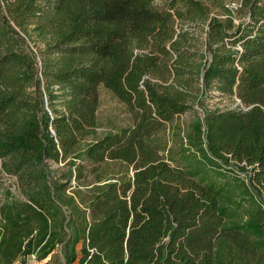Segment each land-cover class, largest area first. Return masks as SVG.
I'll use <instances>...</instances> for the list:
<instances>
[{"label": "trees", "instance_id": "trees-1", "mask_svg": "<svg viewBox=\"0 0 264 264\" xmlns=\"http://www.w3.org/2000/svg\"><path fill=\"white\" fill-rule=\"evenodd\" d=\"M0 163V264H264V0H0Z\"/></svg>", "mask_w": 264, "mask_h": 264}, {"label": "rangeland", "instance_id": "rangeland-1", "mask_svg": "<svg viewBox=\"0 0 264 264\" xmlns=\"http://www.w3.org/2000/svg\"><path fill=\"white\" fill-rule=\"evenodd\" d=\"M100 107L98 110V135L99 137L105 135L106 133L117 132L123 128L129 127L134 124L133 118L127 111L125 107L116 96L109 90L105 88L100 89ZM219 99L209 98L207 104L209 106H216ZM225 105V104H222ZM191 117L189 115L182 116L178 123L185 124L189 122ZM177 123V122H176ZM165 140H168V149L174 146V141L172 140L171 129L169 125L164 134ZM129 173L132 175V169H128L125 166L118 164L111 165V172L106 176H111V178H119V176ZM92 178V177H91ZM92 180V179H91ZM77 182L72 183V188L69 191L76 189ZM81 189H85L81 187ZM21 193L19 190L18 180L14 176L6 174L2 170L0 163V208L9 201H15L21 198ZM81 245L78 246V253L80 254ZM65 260L60 248L56 249L50 256L45 260L40 261L35 255L28 256L24 264H64ZM75 264H78L75 263Z\"/></svg>", "mask_w": 264, "mask_h": 264}]
</instances>
